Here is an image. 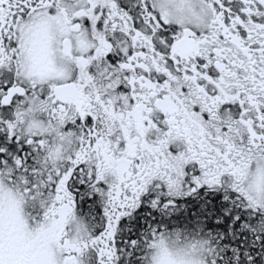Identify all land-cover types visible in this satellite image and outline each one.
I'll return each mask as SVG.
<instances>
[{"label": "snow or ice", "instance_id": "6c2138e0", "mask_svg": "<svg viewBox=\"0 0 264 264\" xmlns=\"http://www.w3.org/2000/svg\"><path fill=\"white\" fill-rule=\"evenodd\" d=\"M0 264H264V0H0Z\"/></svg>", "mask_w": 264, "mask_h": 264}]
</instances>
